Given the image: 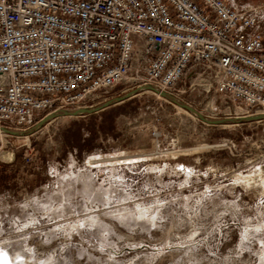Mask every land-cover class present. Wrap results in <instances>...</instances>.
Segmentation results:
<instances>
[{
    "label": "rangeland",
    "instance_id": "obj_1",
    "mask_svg": "<svg viewBox=\"0 0 264 264\" xmlns=\"http://www.w3.org/2000/svg\"><path fill=\"white\" fill-rule=\"evenodd\" d=\"M92 114L0 128V264H264L263 112L188 72Z\"/></svg>",
    "mask_w": 264,
    "mask_h": 264
},
{
    "label": "built area",
    "instance_id": "obj_2",
    "mask_svg": "<svg viewBox=\"0 0 264 264\" xmlns=\"http://www.w3.org/2000/svg\"><path fill=\"white\" fill-rule=\"evenodd\" d=\"M262 6L230 0H0V128L205 75L264 113ZM125 92V90L123 91Z\"/></svg>",
    "mask_w": 264,
    "mask_h": 264
},
{
    "label": "trees",
    "instance_id": "obj_3",
    "mask_svg": "<svg viewBox=\"0 0 264 264\" xmlns=\"http://www.w3.org/2000/svg\"><path fill=\"white\" fill-rule=\"evenodd\" d=\"M94 116H95L94 114H91L90 119L94 118ZM79 126L82 127V125ZM91 133L93 136H89L86 139H82L81 134H77V133H72L71 136H67L66 138L68 139V144L72 149L77 148L79 150H84L85 148L86 151H91L93 150L94 140L98 139V135L96 132L92 131ZM18 161H19V155L16 154L12 165L17 164ZM8 167L9 165L0 163V179H3L4 181H8L9 179H12L15 176V174L13 173H8L7 171Z\"/></svg>",
    "mask_w": 264,
    "mask_h": 264
},
{
    "label": "water",
    "instance_id": "obj_4",
    "mask_svg": "<svg viewBox=\"0 0 264 264\" xmlns=\"http://www.w3.org/2000/svg\"><path fill=\"white\" fill-rule=\"evenodd\" d=\"M142 89H149V90H153L155 91V89L151 86H147V87H144ZM141 88H138V89H135L131 92H129L128 94L126 95H123V96H118V97H115L113 100H110V101H107L105 102L104 104L100 105V106H97V107H94V108H81V109H77L75 111H68V110H64L62 112H56V113H52L50 115H47L46 117H44L41 121H40V124L48 121L49 119L59 115V113H63L64 115H81V114H92V113H96V112H99L101 110H104L106 108H108L109 106L113 105V104H116V103H121L123 101H125L126 99L130 98L132 94L142 90ZM162 96H165L164 93H161ZM189 108V107H188ZM192 111H195V109L193 108H190ZM196 112V111H195ZM203 119H205L203 116H201ZM249 118H255L253 116L249 117ZM211 123H218L219 121H209ZM8 132H14V131H11L9 129H4Z\"/></svg>",
    "mask_w": 264,
    "mask_h": 264
},
{
    "label": "crops",
    "instance_id": "obj_5",
    "mask_svg": "<svg viewBox=\"0 0 264 264\" xmlns=\"http://www.w3.org/2000/svg\"><path fill=\"white\" fill-rule=\"evenodd\" d=\"M236 7L243 8L248 3L252 2L249 0V2H244L243 0H230Z\"/></svg>",
    "mask_w": 264,
    "mask_h": 264
}]
</instances>
